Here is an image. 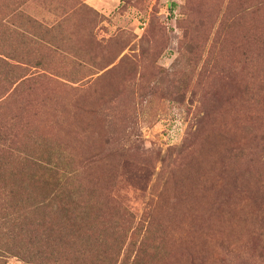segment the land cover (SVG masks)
I'll use <instances>...</instances> for the list:
<instances>
[{
    "label": "rangeland",
    "instance_id": "obj_1",
    "mask_svg": "<svg viewBox=\"0 0 264 264\" xmlns=\"http://www.w3.org/2000/svg\"><path fill=\"white\" fill-rule=\"evenodd\" d=\"M263 50L264 0H0V208L44 200L39 264H264Z\"/></svg>",
    "mask_w": 264,
    "mask_h": 264
},
{
    "label": "trees",
    "instance_id": "obj_2",
    "mask_svg": "<svg viewBox=\"0 0 264 264\" xmlns=\"http://www.w3.org/2000/svg\"><path fill=\"white\" fill-rule=\"evenodd\" d=\"M252 136L255 139L254 141H256L255 143L256 153L258 150L259 152L264 154V131L258 129L256 130V133H254ZM64 183H65L64 185L68 186L67 181H64ZM262 194L264 195V193ZM29 197H31V195ZM257 199L260 200L259 198ZM40 204L44 206V200H40V203L37 206L31 205L30 208H27L23 212H19V213L16 212L15 219H13L11 216L14 213L11 212L5 213L4 208H0V212L3 213L2 214L3 217L0 216V221H4V219L7 220V222L4 221L2 223L3 225H0V256L15 255L20 257V259L24 261L26 264H39V260L43 258L41 249L44 246V244L40 245L43 235L40 236L38 233L36 234L34 233V231L40 229L41 222L35 220L37 219V216L33 218V215L41 211L40 209L42 207H40L41 206ZM262 207L263 205L261 206L260 209L263 212ZM48 222L51 223L50 220H48ZM4 224L5 225L7 224L6 233H3ZM24 230H26L28 233L31 232V234L28 237H26L28 238L27 243H25L23 239ZM3 234H5L6 236H4ZM9 234H12L13 236L7 237L10 236ZM20 235H22V237ZM49 239L50 238H48L46 241H48ZM32 248L33 251L30 250ZM54 250H52L49 253V256L52 259V261H54V264H58L57 263V261L59 260L58 254H55V252L53 253ZM0 264H2L1 258H0Z\"/></svg>",
    "mask_w": 264,
    "mask_h": 264
}]
</instances>
